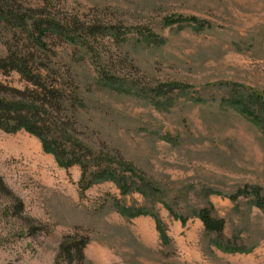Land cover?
Here are the masks:
<instances>
[{
	"label": "rangeland",
	"instance_id": "1",
	"mask_svg": "<svg viewBox=\"0 0 264 264\" xmlns=\"http://www.w3.org/2000/svg\"><path fill=\"white\" fill-rule=\"evenodd\" d=\"M0 8L27 24H0V58L29 45L35 23L73 32L75 43L43 39L82 100L72 136L115 159L103 162L130 186L81 191L80 167H59L24 131H0V264H264V126L237 111L264 98V0ZM0 84L25 87L17 73H0ZM203 212L220 231L205 228ZM69 238L87 240L82 263L60 256Z\"/></svg>",
	"mask_w": 264,
	"mask_h": 264
},
{
	"label": "trees",
	"instance_id": "2",
	"mask_svg": "<svg viewBox=\"0 0 264 264\" xmlns=\"http://www.w3.org/2000/svg\"><path fill=\"white\" fill-rule=\"evenodd\" d=\"M16 22L27 25L23 16L0 8V24ZM27 32L32 39L28 40L29 45H21L20 49L9 47L7 55L0 58V73H17L25 83L22 90L0 84V131L7 134L24 131L40 141L43 151L52 155L59 167H80L78 186L81 191L109 181L125 194L130 187L127 178L103 162L104 159L116 160L102 154L95 155L89 146L72 136L78 109L83 107L82 100L74 91L68 92L63 78L54 72V64L48 56L49 49L43 41L48 36H57L65 42L75 43L77 38L70 29L54 21L35 23ZM244 103L241 108L237 107V111L255 125L264 126V98L252 94ZM116 165L126 168L118 160ZM126 169L131 171V168ZM139 214L131 213L129 216ZM199 217L207 230L220 231L221 223L213 221L207 212L201 213ZM69 240L60 245V256L68 257L71 263H82L87 240Z\"/></svg>",
	"mask_w": 264,
	"mask_h": 264
}]
</instances>
